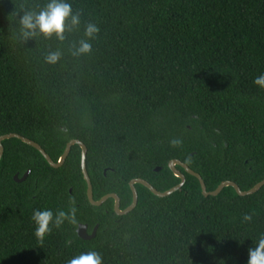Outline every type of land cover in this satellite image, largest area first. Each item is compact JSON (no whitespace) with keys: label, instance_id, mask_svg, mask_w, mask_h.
<instances>
[{"label":"trees","instance_id":"trees-1","mask_svg":"<svg viewBox=\"0 0 264 264\" xmlns=\"http://www.w3.org/2000/svg\"><path fill=\"white\" fill-rule=\"evenodd\" d=\"M69 2L81 24L65 41L24 42L20 16L47 0H0V136H25L54 162L80 140L94 200L115 193L120 209L132 201V179L158 191L177 185L172 159L200 174L207 191L225 180L248 190L264 179V90L253 84L264 73V0ZM90 22L100 30L92 51L74 56ZM57 49L61 59L46 63ZM2 145L0 264H67L88 251L103 264H246L264 235V185L204 196L197 177L176 165L180 189L157 196L136 183V206L117 214L113 198L88 200L79 145L58 167L17 138ZM73 206L76 222L39 244L32 211ZM79 223L97 225L95 235L78 236Z\"/></svg>","mask_w":264,"mask_h":264},{"label":"clouds","instance_id":"clouds-1","mask_svg":"<svg viewBox=\"0 0 264 264\" xmlns=\"http://www.w3.org/2000/svg\"><path fill=\"white\" fill-rule=\"evenodd\" d=\"M19 37L26 42L38 36L45 39L53 36L60 42L65 41L67 31L77 30L81 24L80 13L74 12L69 0H47V3L39 11L26 10L20 16ZM99 28L94 23H88L84 28L83 38L71 46L74 56L87 55L92 51V41L96 39ZM62 56V51L57 49L50 51L45 56L48 64L57 63ZM253 84L260 90H264V73L253 79ZM182 141H171L173 147H178ZM77 209L73 206L67 210L51 208H38L32 211L31 221L34 225V236L39 244H43L45 238L53 228H60L65 222H76ZM250 215H244L245 222L251 221ZM67 264H103L100 253L88 251L70 259ZM246 264H264V235H261L252 247L247 250Z\"/></svg>","mask_w":264,"mask_h":264},{"label":"water","instance_id":"water-1","mask_svg":"<svg viewBox=\"0 0 264 264\" xmlns=\"http://www.w3.org/2000/svg\"><path fill=\"white\" fill-rule=\"evenodd\" d=\"M9 138H17L19 140H21L22 142L31 145L32 147L36 148L42 155L43 157L46 159V161L50 164V166L52 167H58L60 166L64 160L66 159V157L68 156L71 147L75 144L79 145L81 148V169H82V173L84 176V179L86 181L87 184V197L88 200L90 201V203H92L93 205H100L102 204L104 201H106L108 198H113L114 199V211L117 214H124L127 213L129 211H131L137 204L138 201V194L136 191V188L134 186V184L139 183L142 184L143 186L147 187L153 194L157 195V196H166L169 195L170 193L178 190L181 188V186L184 184L185 182V176L184 174L179 171L176 168V165H180L186 172H188L189 174L197 177V179L199 180L200 183V187H201V191L202 194L204 196H209V195H217L225 186H232L235 191L237 192V194L239 195H247V194H251L255 191H257L258 189H260L263 185H264V179L259 181L258 183H256L253 187H251L248 190H242L235 182L231 181V180H225L222 181L214 190L212 191H207L205 183L202 179V177L200 176V174H198L197 172H195L194 170H192L188 165H186L185 163L181 162L180 160L177 159H172L168 166L169 168L172 170V172L180 178V182L171 187L170 189L166 190V191H158L157 189H155L149 182H147L144 179L141 178H136V179H132L129 183L130 189L132 191V201L130 203L129 206H127L125 209H120V200L119 197L115 194V193H108L106 195H104L103 197H101L98 200H94L93 198V190H92V184L90 181V177L88 175V171L86 168V153H87V148L85 146V144L83 142H81L80 140L77 139H72L70 140L67 144L66 147L64 149L63 154L61 155L60 159L58 160V162H54L51 157L46 153V151L42 148V146L40 144H38L37 142L22 136L18 133H7L4 134L2 136H0V159L3 155V145H2V141L5 139H9ZM159 169V168H157ZM30 173V170H27L22 177H18L17 174L14 175V179L15 181H22L24 179H26V177L28 176V174ZM86 224H79L78 228H77V234L78 236H80L83 239H90L92 238L97 230V225L94 227L92 234L88 235L86 233Z\"/></svg>","mask_w":264,"mask_h":264},{"label":"flooded vegetation","instance_id":"flooded-vegetation-1","mask_svg":"<svg viewBox=\"0 0 264 264\" xmlns=\"http://www.w3.org/2000/svg\"><path fill=\"white\" fill-rule=\"evenodd\" d=\"M79 224H80V223H79ZM79 224H78V226H79ZM86 225H87V224H86ZM78 226H77V228H78ZM95 226H96V225H95ZM95 226H94V227H95ZM94 227L91 228V229H88V226H87V227H86V233H87L88 235L92 234ZM77 228H76V231H77Z\"/></svg>","mask_w":264,"mask_h":264}]
</instances>
